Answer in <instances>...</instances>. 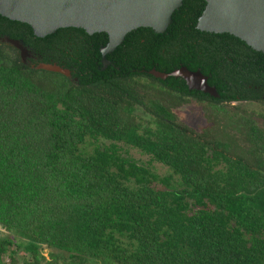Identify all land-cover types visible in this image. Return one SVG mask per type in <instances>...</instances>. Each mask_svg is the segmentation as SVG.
I'll return each instance as SVG.
<instances>
[{
	"label": "trees",
	"instance_id": "16d2710c",
	"mask_svg": "<svg viewBox=\"0 0 264 264\" xmlns=\"http://www.w3.org/2000/svg\"><path fill=\"white\" fill-rule=\"evenodd\" d=\"M203 5L126 32L103 69L104 32L0 15L31 55L0 43V264H264V54L196 29ZM180 66L217 96L148 73ZM189 102L199 128L174 113Z\"/></svg>",
	"mask_w": 264,
	"mask_h": 264
},
{
	"label": "water",
	"instance_id": "95a60500",
	"mask_svg": "<svg viewBox=\"0 0 264 264\" xmlns=\"http://www.w3.org/2000/svg\"><path fill=\"white\" fill-rule=\"evenodd\" d=\"M180 4L181 0H0V15L26 23L35 37L53 33L62 26L81 28L86 34L104 32L106 41L98 48L103 69L104 55L121 42L126 32L138 27L163 32L171 21L172 11ZM195 28L212 33L226 32L264 54V0H204ZM0 43L15 48L23 63L31 56L20 41L7 35L0 36ZM30 67L69 76L65 67L55 63L38 62ZM148 73L161 79L169 75L180 77L187 89L217 96L199 70L180 66L168 73L153 68Z\"/></svg>",
	"mask_w": 264,
	"mask_h": 264
},
{
	"label": "rangeland",
	"instance_id": "374dc122",
	"mask_svg": "<svg viewBox=\"0 0 264 264\" xmlns=\"http://www.w3.org/2000/svg\"><path fill=\"white\" fill-rule=\"evenodd\" d=\"M247 106L255 107L256 105L253 103H246ZM174 113L177 117L190 125L193 128H199L203 126L206 122L202 115L201 108L196 105L194 102H189L187 104H183L182 106L174 109ZM127 153L138 160L145 161L146 157L138 155V153L134 149H128ZM151 168L158 174H165V167L161 166L158 163H152ZM6 232L0 227V235H5ZM44 252V251H43Z\"/></svg>",
	"mask_w": 264,
	"mask_h": 264
},
{
	"label": "flooded vegetation",
	"instance_id": "af4514ba",
	"mask_svg": "<svg viewBox=\"0 0 264 264\" xmlns=\"http://www.w3.org/2000/svg\"><path fill=\"white\" fill-rule=\"evenodd\" d=\"M26 58H28V57H26ZM26 58H25V59H26Z\"/></svg>",
	"mask_w": 264,
	"mask_h": 264
}]
</instances>
